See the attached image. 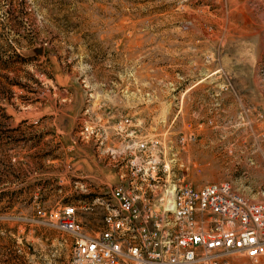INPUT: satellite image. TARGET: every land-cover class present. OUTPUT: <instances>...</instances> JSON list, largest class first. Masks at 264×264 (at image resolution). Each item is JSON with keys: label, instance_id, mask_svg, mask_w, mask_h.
Here are the masks:
<instances>
[{"label": "rangeland", "instance_id": "obj_1", "mask_svg": "<svg viewBox=\"0 0 264 264\" xmlns=\"http://www.w3.org/2000/svg\"><path fill=\"white\" fill-rule=\"evenodd\" d=\"M152 167L264 203V0H0V264H71L50 215Z\"/></svg>", "mask_w": 264, "mask_h": 264}, {"label": "built area", "instance_id": "obj_2", "mask_svg": "<svg viewBox=\"0 0 264 264\" xmlns=\"http://www.w3.org/2000/svg\"><path fill=\"white\" fill-rule=\"evenodd\" d=\"M144 181L141 199L125 181L111 190L115 203L94 236L74 206L50 215L73 236L71 264H233L235 256L258 264L264 257V203L228 182L196 187L170 169L152 167Z\"/></svg>", "mask_w": 264, "mask_h": 264}, {"label": "crops", "instance_id": "obj_3", "mask_svg": "<svg viewBox=\"0 0 264 264\" xmlns=\"http://www.w3.org/2000/svg\"><path fill=\"white\" fill-rule=\"evenodd\" d=\"M128 131H130V130H128ZM135 133L137 134L136 130H135V131L133 130V131H130V132H129L130 135H133V134H135ZM136 134H135V136H136ZM133 138H134V135H133ZM133 138H132V137L130 138L131 141H133ZM134 147H136L135 144H132V145L130 146V148H134Z\"/></svg>", "mask_w": 264, "mask_h": 264}]
</instances>
